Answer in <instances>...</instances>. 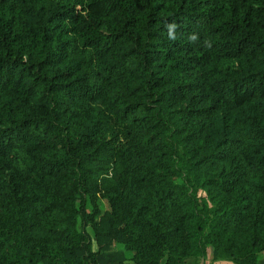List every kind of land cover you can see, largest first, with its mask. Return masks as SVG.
Returning <instances> with one entry per match:
<instances>
[{"label": "trees", "instance_id": "1", "mask_svg": "<svg viewBox=\"0 0 264 264\" xmlns=\"http://www.w3.org/2000/svg\"><path fill=\"white\" fill-rule=\"evenodd\" d=\"M262 252L264 0H0V264Z\"/></svg>", "mask_w": 264, "mask_h": 264}, {"label": "rangeland", "instance_id": "2", "mask_svg": "<svg viewBox=\"0 0 264 264\" xmlns=\"http://www.w3.org/2000/svg\"><path fill=\"white\" fill-rule=\"evenodd\" d=\"M99 205L102 210L107 208V202L104 198H100ZM209 255V254H208ZM205 264H234L232 261L227 259H216L214 261H210V258L207 256L204 261ZM256 264H264V252L260 254V258L258 259Z\"/></svg>", "mask_w": 264, "mask_h": 264}, {"label": "clouds", "instance_id": "3", "mask_svg": "<svg viewBox=\"0 0 264 264\" xmlns=\"http://www.w3.org/2000/svg\"><path fill=\"white\" fill-rule=\"evenodd\" d=\"M170 27H172V26H170Z\"/></svg>", "mask_w": 264, "mask_h": 264}]
</instances>
